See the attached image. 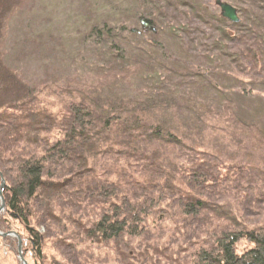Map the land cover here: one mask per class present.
Wrapping results in <instances>:
<instances>
[{
    "label": "trees",
    "instance_id": "trees-1",
    "mask_svg": "<svg viewBox=\"0 0 264 264\" xmlns=\"http://www.w3.org/2000/svg\"><path fill=\"white\" fill-rule=\"evenodd\" d=\"M151 1L163 2L167 10L175 6L174 2L179 4L183 23L169 33L183 53L197 50L194 62H184L175 53L171 55L165 43L156 36L162 24L146 19L149 39L145 40L143 47L132 43L136 47H130L133 52L121 48L114 50V47L105 51L99 44H94L98 55L106 57L105 64L112 65L107 68L108 72L117 73L110 74L114 80L101 81L93 88L68 90L61 94L65 98L62 100L63 109L56 112L29 108V94L0 103L1 137L9 140L7 147L5 141L0 143V168L4 167L2 174L9 181L3 190L5 210L10 214L16 212L13 220L35 237L32 241H36L39 247L42 242L38 228L41 220L48 228L51 217L59 209L64 212L69 205L104 204L101 211L103 209L105 213L102 212L98 220L91 223L86 236L96 243L112 241L118 250L117 243L124 239L125 233L135 236L138 232L137 227L130 223L134 214L146 213L143 206L151 210L165 200H173L185 215L196 221L201 215L205 216L207 219L201 218L203 226L212 231L217 229L215 234L210 233L211 230L204 232L213 235L210 246L200 247L193 254L195 259L191 264H264V227H245L228 204L224 202L221 205L210 199L212 193L208 194L210 198L207 200L188 190L189 186L193 190L203 182L213 183V186H219L217 193L223 196L222 178L219 177L222 170L243 173L244 169L248 170L245 166L248 163L249 168L259 172L260 167L253 159L240 164L236 152L243 151L240 143L247 138L261 136L259 140L264 144V121L258 117L261 113L243 107L239 110L238 105L235 109V104L254 96L255 91L264 96V0H235L237 5L229 2L241 15L237 22L231 23L212 11L215 0L213 6L210 0ZM243 1L245 6L241 4ZM254 24L258 25L257 28L250 29ZM228 26H231L230 30L225 32ZM182 28L188 32L183 34L184 37L176 36ZM115 30L106 23L94 25L88 36L91 38L95 34L100 39L105 35L113 38ZM204 30L209 31L207 35L213 39V44L216 37L220 39V35L222 38L221 43L215 44L214 53H210L212 49L206 42L199 41ZM253 31L261 38L256 39ZM134 32L138 35L137 31ZM197 33L200 36H196ZM117 52L119 54L116 55ZM207 53L206 57L200 55ZM217 63L229 65L232 69L224 71ZM129 66L136 67L143 74V79L151 83H140L137 91H131L132 88L125 90L123 77H118V74ZM250 78L259 80L261 87L250 82L254 87L244 88V83L250 81L246 79ZM225 80H230L233 85L217 87ZM75 90L77 93L73 94ZM234 140L238 145L236 151L231 146ZM22 144L29 148L25 151L27 155L14 156L16 161L12 170H6L9 161L1 154L4 148L14 152ZM178 150L185 151L191 158V167L187 168L189 184L171 179L174 174H168L160 165L161 160H169ZM103 165L108 171L102 169L104 173L100 174L97 167ZM263 169L261 174H264ZM111 173L115 179L109 183L100 182V178L105 176L108 179ZM166 176V180H170L168 187L159 186L160 178ZM258 177L264 179L259 173ZM224 178L230 180V177ZM108 192L112 197L106 194ZM154 193L160 194L157 204H147ZM43 196L47 197V204L43 203ZM138 196L141 201L136 204ZM117 198L128 207H120L116 203ZM54 202L55 207H59L55 212L51 206ZM107 203L113 207L111 215L106 212ZM135 207L138 212L133 211ZM215 220L225 222L224 229H219ZM183 223L184 227L192 224H186L184 220ZM6 225L2 226L3 230L12 229L11 223ZM20 239L23 246L25 240ZM241 239L254 246L238 254L235 242ZM58 240L54 247L60 250V246L65 245L60 238ZM31 242L29 244L32 245ZM194 244L201 245L200 242Z\"/></svg>",
    "mask_w": 264,
    "mask_h": 264
},
{
    "label": "rangeland",
    "instance_id": "rangeland-1",
    "mask_svg": "<svg viewBox=\"0 0 264 264\" xmlns=\"http://www.w3.org/2000/svg\"><path fill=\"white\" fill-rule=\"evenodd\" d=\"M202 1H211L210 4L213 6L216 0ZM220 1H228V3L237 5L235 0ZM174 3L175 6H170L167 10L163 2L161 5L151 0H143L142 2L139 0H0V103H6L9 99L24 98L29 94V98H31L28 104L29 108L33 107L40 110L46 108L56 112L63 109L62 104L65 98L61 94L64 95L68 90L76 87L93 88L101 81L110 78L114 80L115 78L110 74L117 73L108 72L107 68L112 65H109L108 62L105 64L104 59L106 57L103 54L102 56L98 55L96 46L99 44L105 51L114 47V50L121 48L126 52H133L130 47L136 48L132 43H138L140 47H143L145 40L149 39L146 19H152L159 25L162 24L158 30L160 32L156 36L162 43H165L171 55L175 53L178 58H183L184 62H194L198 56L196 55L198 54L196 53L197 50H192L190 54L187 51L183 53L178 42L169 33L172 31L171 29L181 26L183 23L182 17L184 16L180 15V6L177 2ZM241 4L245 6V1ZM212 11L222 15L221 8L217 3L213 6ZM222 17L225 18L223 15ZM237 17L238 19L241 17L240 12H237ZM229 21L230 23L233 22ZM105 23L116 29L113 32V38L105 35L100 39L95 34L89 38L88 33L94 25L102 26ZM257 26L254 24L250 29L255 30ZM230 27H226L225 32L227 29L230 30ZM134 31H137L138 35ZM187 32L184 28L182 31L179 29L176 36L184 37L183 34ZM207 33L209 31L204 30L201 36L199 33L196 36H200L199 41L206 42L212 49L210 53H214L215 44L221 43L222 38L219 35L220 39L216 37L213 44V39L209 38ZM253 33L257 36L256 39L261 38L260 34L255 31ZM202 37L208 39L203 40ZM211 37L215 39L214 35ZM222 47L225 48V46ZM150 49L154 48L151 47ZM208 54L200 55L206 57ZM217 64L219 65V63ZM184 66L191 67L186 64ZM218 67L224 71L232 69L229 65H219ZM121 72L123 73L118 74V77H123L125 90L132 88L131 91H137L140 83H151L150 80L143 79L141 71H137L134 66H129ZM246 80H250L244 83V88L248 90L254 87V84L261 87L259 85L261 83L257 79ZM222 82L224 83L217 84V87L229 88L233 85L230 80ZM55 87L63 91H56ZM72 93L75 94L77 91ZM253 94L254 96L248 97L245 101L237 102L235 109L236 105H238L239 110L241 107L248 108L249 111L253 109L261 113L258 117L264 121V96L258 91ZM56 135L59 136V134ZM260 138L261 136L257 139H245L240 143L244 148L243 151L236 152L240 157V164H243L244 160L253 159L257 163L256 165L260 167L259 172L249 168L248 163H245L248 170L244 169L243 173H230L222 170L219 177L222 178V182H220L223 186V196L222 193H217L219 186H213V183L210 185L203 182L195 186L193 190L191 186L188 187V190L193 192H191L192 194L207 198V200L210 198L207 197L210 196L208 194L212 193V198H210L212 201L221 205L224 202L226 205L228 204L233 213L238 215L239 221L248 228L264 227V179L258 177V173L264 176L260 172L264 168V144L260 142ZM1 141L7 143L6 147L9 146V140L1 137L0 132V143ZM235 142L236 140L231 143V146H234L236 151L238 145ZM23 147L22 144L20 148L14 149V152L4 148L1 154L6 161H9V165L5 167L6 170H12V164L16 161L14 156L27 155L25 151L29 148ZM169 153H171V149H169ZM169 158V160L160 161L162 168L168 174H174L175 177L171 179H175L178 183L184 181L189 184L187 168L192 162L188 154L178 150L176 155H171ZM3 168H0V185ZM102 169L108 171L104 165L100 168L97 167L100 174L104 173ZM225 176L230 177L232 181L228 182L230 180L227 181ZM3 178L5 181L4 190L5 184L9 181L5 176ZM113 179H115V175L111 173L108 179L105 176L100 178V182L103 180L105 183H109ZM166 179L167 176L160 178L159 186L164 185L165 187L170 181ZM204 186L205 188H203ZM104 189L107 190L105 187ZM3 190L2 196L4 198ZM259 191H261L260 194ZM255 192L258 194L255 195ZM106 194L112 197L111 193ZM41 199H44L45 202L43 203L47 204V197L43 196ZM150 199L151 201L148 200L146 203L156 205L160 199V194L154 193ZM140 201L141 198L138 196L135 203L139 204ZM48 202L52 203V201ZM116 203L122 208L128 207V204H122L119 198L116 199ZM173 203V200H165L151 210L143 206L142 209H145L146 213L134 214L135 216L130 219L131 225L138 229L137 234L131 236L125 233L124 239L117 243L118 250L112 241L96 243L94 239L87 238L86 230L88 227L98 220L102 212L105 213V210L102 209L101 211L104 204H93V202L87 207L81 204H78L77 207L69 205L64 212L58 210L59 207H55L54 202L51 206L54 212L58 211L53 217L58 218V220L54 221V218L51 217L48 228L46 222L40 221L38 228L42 234L40 236L42 242L38 247L36 241L33 242L35 237L24 230L17 220H13L16 212L10 214L7 209L5 210L6 199L4 198V207L0 211V232L15 233V229L18 230L16 233H19V237L21 236L25 240L21 252L28 264H191L195 259L193 254L200 247L210 246V237H213L212 234H215L217 229L215 228L213 231L207 229L201 221V218L207 219L205 216L201 215L200 220L196 221L185 215L180 207ZM106 205V212L111 215L113 207L109 203ZM133 211L138 212V208L135 207ZM112 218L111 216L110 220ZM183 220L186 224H192L184 227ZM216 222L215 225H219V229H224L222 226L225 222L221 223L219 220ZM10 223L12 229L3 230L2 226L10 225ZM208 230H211V236L204 233H208ZM59 238L60 242L65 245L60 246V250L58 247H54ZM29 242L33 244L31 245ZM197 242H200L201 245L194 244ZM235 243V251L238 254L246 252L247 248L254 246L253 243L244 239ZM0 264H23L19 257L18 241L13 234L0 236Z\"/></svg>",
    "mask_w": 264,
    "mask_h": 264
},
{
    "label": "water",
    "instance_id": "water-1",
    "mask_svg": "<svg viewBox=\"0 0 264 264\" xmlns=\"http://www.w3.org/2000/svg\"><path fill=\"white\" fill-rule=\"evenodd\" d=\"M221 8V13L222 15L226 18H228L229 20L233 21V22H237L238 20V17H237V12H235V9L228 3V2H221L220 0H216L215 1ZM1 176V175H0ZM5 181H4V178L2 176V179H1V189H0V198H1V204H0V211L3 210V207H4V198L2 196V190H3V185H4ZM14 235L16 236L17 238V241H18V252H19V257L21 259V262L23 264H28L26 263V261L24 260L23 258V254L21 252V249H22V241L19 237V235L15 232H4V233H1L0 232V236L4 237L6 235Z\"/></svg>",
    "mask_w": 264,
    "mask_h": 264
},
{
    "label": "bare ground",
    "instance_id": "bare-ground-1",
    "mask_svg": "<svg viewBox=\"0 0 264 264\" xmlns=\"http://www.w3.org/2000/svg\"><path fill=\"white\" fill-rule=\"evenodd\" d=\"M226 2V1H225ZM230 4V3H229ZM231 5V4H230ZM232 6V5H231ZM233 7V6H232ZM234 9H235V12H236V8L235 7H233Z\"/></svg>",
    "mask_w": 264,
    "mask_h": 264
}]
</instances>
